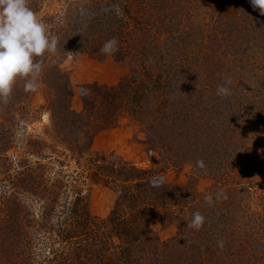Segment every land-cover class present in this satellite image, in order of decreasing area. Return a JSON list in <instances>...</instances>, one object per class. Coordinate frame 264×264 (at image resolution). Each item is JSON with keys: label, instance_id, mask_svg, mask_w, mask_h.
Returning <instances> with one entry per match:
<instances>
[{"label": "rangeland", "instance_id": "obj_1", "mask_svg": "<svg viewBox=\"0 0 264 264\" xmlns=\"http://www.w3.org/2000/svg\"><path fill=\"white\" fill-rule=\"evenodd\" d=\"M28 4L59 43L35 91L18 79L0 101V264H163L172 241L189 264L200 244L227 259L217 241H235L187 220L223 208L242 235L264 225V14L250 0ZM115 24L120 50L104 56ZM93 94L89 133L54 125Z\"/></svg>", "mask_w": 264, "mask_h": 264}, {"label": "clouds", "instance_id": "obj_2", "mask_svg": "<svg viewBox=\"0 0 264 264\" xmlns=\"http://www.w3.org/2000/svg\"><path fill=\"white\" fill-rule=\"evenodd\" d=\"M253 8L264 14V0H250ZM58 37L50 35L44 23L35 11L29 7L28 0H0V101L7 102L18 79L24 80L26 92L35 91L42 71V63L38 57L46 53L54 54L58 50ZM118 38L112 37L104 41L99 49L104 56L119 52ZM232 80L225 77L224 83L217 86L216 94L220 97L230 95ZM199 168H205L203 160H197ZM163 178H161L162 183ZM154 187L160 186L155 180ZM204 201L212 206L221 198H226L223 191L204 195ZM206 217L200 212L192 213L187 226L199 231L205 224ZM217 246H224L223 240Z\"/></svg>", "mask_w": 264, "mask_h": 264}, {"label": "trees", "instance_id": "obj_3", "mask_svg": "<svg viewBox=\"0 0 264 264\" xmlns=\"http://www.w3.org/2000/svg\"><path fill=\"white\" fill-rule=\"evenodd\" d=\"M120 28H121V25L119 27H116V24L113 27L110 26L109 30L111 29L110 33L114 34L113 37L118 38V36H119L118 34L120 33ZM119 41H122V39L119 38ZM93 96H94V94L86 98L88 101L85 102L83 113L82 112H80V113L75 112L73 110L72 111L66 110L67 112H69V115L59 117L58 119H56L57 122L56 121L54 122V125H57V126L59 125L60 128L63 129L64 126L61 125L62 124L61 120L66 121V122L69 121L75 125L74 126L75 128H77V129L79 128V130L82 133H84L86 131L89 133L88 129L92 128V127H90V121L84 122L82 125H80V127L77 125H78L79 121L81 119H83L82 117H84V115L88 112V110L91 109V111H92V109L94 108L93 107L94 104L92 101ZM60 106L62 108L63 105L60 104ZM66 107H68L67 104H66ZM89 136H90V139H89V141H90L94 137V132H92V135H89ZM143 185H144L143 182H140V181L136 182V186H138V187L143 186ZM125 195L130 196V194H125ZM218 210H219V212H216V211L213 212L212 217L211 218L209 217V219H207V221L204 224L205 229L203 228V231L205 233L211 234L215 237L216 236L221 237L224 235L225 236L228 235L231 238V241L232 240L235 241L237 245L226 244L222 248L216 247L217 251L220 252L221 254H223L225 257H227V259L224 258L222 260L221 259L219 260L217 258L215 260V264H264L263 243L256 241V238L259 236V234H261L263 232L262 226L264 228V225L259 227L258 222L255 224L256 226L252 224L249 232H248V229H246L248 236H246L244 234L242 235L241 230L239 229L238 220L235 217V216H238L239 213L236 210L232 209L233 212L231 210V223H230L229 219H226L224 217V216L228 217L229 212L223 208L218 209ZM245 215H247V214H245ZM223 217L225 219H223ZM261 218H264V217L261 216ZM86 219H88V218H86ZM174 242L175 241H172V244L166 247L167 252L165 255H163V259H164L163 264H171L170 263L171 257L174 258L176 264H189L188 258L184 255V253H185L184 250L187 249L185 247L186 244L181 245L180 247H177V246H175ZM213 246H215V245L212 244V247ZM200 248H199V246L194 245V247H193V249H194L193 250V258L194 259L193 260L196 262V264H210V261H208L205 257V252H207L210 248H208V247L204 248L203 246H201V244H200ZM88 249H90V247ZM229 249H231V252H229ZM139 251L140 250H138V252ZM133 254L135 255L134 252H133ZM133 254H131V260H134ZM129 256H130V253L127 252L126 254H124L123 258L127 259V257H129ZM195 257L198 258L199 260H195ZM158 258L160 259V256ZM228 259H230V260H228Z\"/></svg>", "mask_w": 264, "mask_h": 264}]
</instances>
